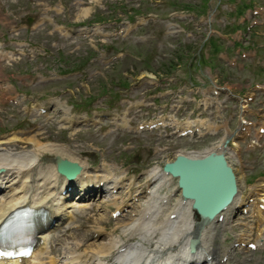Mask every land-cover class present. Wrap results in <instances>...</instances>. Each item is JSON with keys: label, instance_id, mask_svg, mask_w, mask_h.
Masks as SVG:
<instances>
[{"label": "rangeland", "instance_id": "1", "mask_svg": "<svg viewBox=\"0 0 264 264\" xmlns=\"http://www.w3.org/2000/svg\"><path fill=\"white\" fill-rule=\"evenodd\" d=\"M249 1L0 0V40L5 41L2 47L14 49L15 43L6 41L12 38L21 46L30 48L28 56L23 55L18 64L9 60L0 64V147L26 151L33 147V144L26 141L27 138L35 136L41 144H65L69 149L82 154V158L95 164V167L106 164L116 176L126 178L135 173L134 181L137 184L116 193L119 196L116 203L126 202L131 193L148 186L149 178L143 175L144 171L163 163L165 154L174 156L180 151L208 149L216 140H223L225 132L223 129L201 140L191 136L165 138L159 131H139L137 124L164 116L170 107V112L177 114L180 120L181 117L188 118L190 115L181 114L178 108L187 95L183 89L190 83L196 88L195 103L212 95L210 89L213 83L225 85L242 98L254 92V83H264V13L260 16L252 14L256 7L264 6V0H252L248 6ZM86 8L89 12L84 15L81 9ZM135 9L142 13L135 14ZM42 15L51 17L54 26L40 25L32 32L28 29L15 30L23 23L32 25ZM130 15H134L133 18H129ZM253 20L257 23L252 26ZM57 23H66L75 28L89 25L96 27L102 34L70 38L55 30ZM130 24L141 26H135L128 32L126 29ZM248 26H252L250 30H247ZM120 28L124 30L121 33ZM238 43L243 48L237 47ZM255 50H258L257 56L253 57ZM25 51L28 52L27 49ZM241 52L247 53L248 57H241ZM114 56L117 58L113 60ZM231 60L235 61L234 66L230 64ZM69 67L74 68L69 71L81 70L76 76L58 77V73H64ZM26 72L30 78L19 79L18 75ZM129 72L134 75L131 76ZM165 72L172 73L171 87L176 92L181 90V98L176 101L169 96L157 103L159 105H156V110L150 108L148 113L146 108L142 112L130 110L128 106L133 104L132 101L142 102L138 98L142 97L144 91L134 85L132 87L133 80L138 78L140 81L146 74L162 73L166 76ZM124 78L131 86L119 91L115 84ZM165 85H169V82L166 81ZM144 86L154 88L145 83ZM24 92L41 100L45 106L54 97L61 99L64 104L51 105L49 114L53 115L60 110L54 118L40 117L37 113L28 114L25 106L30 107V102L22 101L21 93ZM115 92L117 96L113 95ZM154 93L159 97L156 100L163 98L164 93ZM6 96L20 103L7 101ZM224 99V93L213 97L211 109L206 115L217 124L224 119L231 140L238 125L237 119H232L228 112L233 110L237 102L230 104L225 101L230 107L227 110L224 108ZM80 102L87 103L76 106ZM108 103L113 105L112 109L107 108ZM164 103L167 104L166 108L162 106ZM128 110L126 124L124 122L121 128L105 120L99 126L80 127L70 126V122L65 120L72 115L77 118L75 121L91 120L96 113L121 114ZM232 141H236L239 146L238 155L235 158L229 155V162L239 184L243 185V180H246V184L249 181L251 186L261 190L263 197L264 178L261 175L264 174V147L247 150L243 143ZM52 156L42 153L40 164H49ZM140 174L142 178H138ZM170 182V187L164 185L158 193L167 194V191L176 189L175 179ZM173 192L175 196L178 195ZM98 205L95 203L92 209L83 211L69 209L74 213V221L71 222L73 225L67 226H76L77 229L68 232L62 239L65 242L82 240L78 251L85 247H95L93 243L100 241L94 240L90 229L98 223L107 230L117 228V239L125 241L130 237L120 224L135 218L134 212L130 211L116 221L109 214L115 209L114 205ZM100 214L104 215V219L98 222ZM195 218L199 220L197 214ZM244 222L246 225L241 227L234 224L225 227L221 232L224 240H218L219 246L228 247V244L244 235L256 238L264 228V215L253 221L251 217L245 218ZM217 230L220 231V228ZM55 241L52 238L51 244H55ZM56 245L55 255L64 251L61 250V244ZM247 251L245 247L239 248L236 258L229 264H263L264 248Z\"/></svg>", "mask_w": 264, "mask_h": 264}, {"label": "bare ground", "instance_id": "2", "mask_svg": "<svg viewBox=\"0 0 264 264\" xmlns=\"http://www.w3.org/2000/svg\"><path fill=\"white\" fill-rule=\"evenodd\" d=\"M81 12L86 15L89 10L88 8L81 9ZM229 135L230 132L226 128L224 138ZM26 141L33 144V147L26 151L14 152L6 147H0V169L3 170L1 172H5L3 176L5 179L6 174L10 173L12 181L0 196V223L7 214L19 205L24 203H30L35 207L41 205L48 209L49 215L54 216L57 220L55 226L45 235L47 239L53 231L62 229L61 224L65 220H72L71 215L67 213L68 211L65 208L70 205L66 206L65 200H62V198H68L69 193L62 194V190L67 188V186H71V190L78 186L82 191L84 183L88 185L90 180H94L97 183L103 181L105 189L101 192H107L123 185L121 184L122 179L114 177V174L109 172L106 165L101 166V168H94L93 173L88 172L87 167L89 164L85 159L81 158V154H77L76 150L72 151L63 144L57 145L49 142L48 144H41L35 136L27 138ZM220 144L222 142L219 141L214 143L213 146H219ZM211 152L213 151L202 153L182 151L180 153L190 159H201L206 153ZM42 153L56 155L79 164L82 168L79 176L74 179L75 181L72 184L68 183L62 176L58 175L54 163L50 161L46 165L40 164ZM104 171L111 175L99 173ZM161 172L158 167L148 169L147 176L154 178L153 180L157 181L158 184L152 187L147 193L149 195L143 199L142 205L144 206L138 205L139 209L136 212L138 217L120 224L126 230V233L130 234L129 238L133 239L131 240L132 244L121 243V239H117L113 231H111L104 239H101L96 244L94 242L95 247H85V249L78 251L77 249L82 246V240L75 239L74 241L65 242L60 238L58 239V244H61L64 250L62 260L51 255L54 248H48V242L44 241L38 247L39 251H34L31 260H27V262H30V264H228L229 258L233 257V250L231 247L222 249L218 240L220 239L219 242L224 240L221 232H223L227 224H230L231 217L240 208L242 201L239 199V193L224 211L225 214L222 220L219 221L216 218L211 221L198 223L196 222L195 214L191 210V203L185 202L186 204H181L182 198L180 195L177 196V202L173 205L172 211L168 213L161 211L163 206L161 201L165 199V196H159L157 189L164 183L167 186L169 185V181H167L169 177L161 175ZM85 177L87 182L84 181ZM64 182H67V184L64 185ZM116 197L109 196L101 202L105 203L110 199L117 204ZM77 206L80 208L89 207L85 201L79 202ZM121 207L117 206L118 209H121ZM173 212L177 216L172 221H169L170 213ZM103 217L104 215L100 214L98 222L103 221ZM217 228H220V231ZM90 229L96 236H101L105 232L104 225L100 223L91 226ZM114 229L116 230V228ZM60 232V235L57 234L58 236L68 233L64 228ZM195 237L198 238L197 243L195 250L191 252L188 242ZM261 239L264 244V236H261ZM256 242L259 245L262 244L259 239ZM119 244L121 249L119 255L116 256L117 252H119ZM44 256L48 258L47 262L41 261ZM5 264H18V262L9 261Z\"/></svg>", "mask_w": 264, "mask_h": 264}, {"label": "water", "instance_id": "3", "mask_svg": "<svg viewBox=\"0 0 264 264\" xmlns=\"http://www.w3.org/2000/svg\"><path fill=\"white\" fill-rule=\"evenodd\" d=\"M58 170L71 178L80 170L79 165L56 159ZM163 170L177 177L182 196L192 200L202 219H212L228 205L237 193L233 169L222 153L215 151L200 158H188L182 154L166 163ZM197 239L192 240L193 250Z\"/></svg>", "mask_w": 264, "mask_h": 264}]
</instances>
